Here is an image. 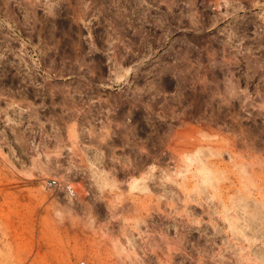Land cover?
Returning a JSON list of instances; mask_svg holds the SVG:
<instances>
[{
    "label": "rangeland",
    "instance_id": "rangeland-1",
    "mask_svg": "<svg viewBox=\"0 0 264 264\" xmlns=\"http://www.w3.org/2000/svg\"><path fill=\"white\" fill-rule=\"evenodd\" d=\"M81 262L264 264V0H0V264Z\"/></svg>",
    "mask_w": 264,
    "mask_h": 264
},
{
    "label": "built area",
    "instance_id": "built-area-1",
    "mask_svg": "<svg viewBox=\"0 0 264 264\" xmlns=\"http://www.w3.org/2000/svg\"><path fill=\"white\" fill-rule=\"evenodd\" d=\"M49 185L56 187V186H58V182L56 180H52V181H50ZM68 191L70 192V194L75 195L72 186H68ZM81 264H88V263L87 262H81Z\"/></svg>",
    "mask_w": 264,
    "mask_h": 264
}]
</instances>
